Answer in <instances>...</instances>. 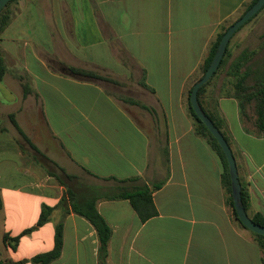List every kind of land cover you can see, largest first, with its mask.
Wrapping results in <instances>:
<instances>
[{
	"label": "crops",
	"instance_id": "crops-1",
	"mask_svg": "<svg viewBox=\"0 0 264 264\" xmlns=\"http://www.w3.org/2000/svg\"><path fill=\"white\" fill-rule=\"evenodd\" d=\"M247 1L14 3L10 24L0 36L7 68L0 81L3 244L5 233L14 237L34 226L42 205L54 207L63 196L54 182L57 175L48 174L43 159L75 180L85 174L111 183L90 187L103 196L118 185L114 179H132L125 183L129 187L165 180L153 194L158 213L144 222L128 200L101 196L97 201L113 229L108 264H263L255 237L235 220L227 203L221 160L195 133L187 105L193 76L220 26L234 19ZM226 52L200 101L221 118L249 195V217H264V131L258 130L253 105L237 95L238 73L232 70L241 59L242 72L263 60L262 10L233 35ZM58 60L98 77L62 74L53 65ZM25 82L31 89L27 96ZM7 199L12 204L32 202L23 207L28 223L19 230L18 216L17 222L14 217L9 221ZM66 209L55 208L44 226L21 238L16 250L4 244L8 253L0 252L1 260L33 264L27 260L53 249L55 227L63 221L62 254L51 264H99L95 228Z\"/></svg>",
	"mask_w": 264,
	"mask_h": 264
},
{
	"label": "trees",
	"instance_id": "trees-1",
	"mask_svg": "<svg viewBox=\"0 0 264 264\" xmlns=\"http://www.w3.org/2000/svg\"><path fill=\"white\" fill-rule=\"evenodd\" d=\"M17 1L18 0H11L9 4L6 6V8L0 14V36L10 24L11 17H12V5L16 3ZM257 1L258 0L247 1L243 5V9L241 10L242 13L239 16V18L247 10H249ZM233 23L234 22H227L220 26V30L211 45L209 55L207 56L203 65L200 67L197 73H195V75L193 76V80H192L193 84L196 83V81H198L209 68L216 54V51L218 49V46L221 42V39L224 33L227 31L229 26L232 25ZM241 60L236 61L232 66V70L238 73L237 75L238 79H237V82L235 83V91L238 96L244 97L245 102L251 103L253 105L252 109L254 110L255 121H256V124L258 125L259 132H262L264 131V58L261 64L257 68L255 69L248 68L244 72H242V69H241ZM224 62H225V56L221 62L220 67L215 72L214 76L205 85L201 87L199 91V102L202 108L204 109V111L209 115V117L213 120L215 125L223 133V135L225 136L226 140L228 141L230 145L228 137L222 131L221 118H219L218 115L208 111L203 106L202 102L200 101V96L202 92L205 90L206 86L211 82V80L216 76V74L218 73L219 69L224 64ZM58 70L62 74L75 77V78H96L98 77V75L92 71H87L85 69L67 66L64 63H58ZM6 72H7V68H6L2 50L0 47V81L3 80ZM21 79H23V77H21ZM23 89H24V96H27L31 92V89L26 82L23 83ZM191 90H192V86L187 92V105H188L189 116L191 117L195 125V133L198 136H201L207 140L209 145L212 147L213 151L218 155L219 159L221 160V163L223 165L222 183L227 193V203L232 208L233 216L235 220L240 225H242L244 228H246L242 224L240 219L238 218L237 212L234 207V200H233V195H232V184H231V177H230L227 158L221 146L219 145L218 141L216 140V138L212 135L209 129L205 126V124L199 119L194 109L192 108L191 102H190ZM125 101L132 103V104H139L138 102H135L131 99H125ZM143 107L147 108L145 106ZM242 107L244 108V102L243 104L241 103V108ZM10 119H11V122L14 124V126L18 129L22 137L33 146L31 141L28 139V137L23 133V131L18 126L15 120V116L10 115ZM3 130L4 129L0 126V133ZM60 170L65 178L67 179L74 178L73 175H70L64 169L60 168ZM56 177L60 181V183L63 186H65L64 180L60 176H56ZM114 180L118 182V185L114 189L105 193V196L100 194V192L96 188H89L83 192H76L71 189H66L64 191L62 198L60 199L59 203L56 206L53 207L45 203L42 205L38 221L34 226L28 229H25L19 235H16L14 237L10 236L9 233H5L3 236L4 244L11 247L13 250H16L23 236H26L32 233L33 231L41 228L42 226H44L49 221L51 214L53 213L55 208L66 205L68 208V210L66 209V213L73 212L85 218L95 228L97 235H98L99 242H100L99 264H108L107 258L109 255V242L113 235V229L98 211L97 201L101 198V196L109 200H128L130 204L132 205L133 209L139 215L140 219L144 222L152 218L153 216L157 215L158 212H157V209L154 203L153 194L157 190L161 189L165 183V180H162L157 183L151 184V186L144 184L140 186L129 187L125 185V183L132 181V179H126V180L114 179ZM248 198H249L248 193L244 191L242 187V199H243L245 209L248 206ZM1 207H2V201L0 198V208ZM252 219L256 223L264 226L263 216L257 215ZM251 233L255 237V240L257 241L258 245L260 246L264 254V235L256 234L252 231ZM63 241H64V223L63 221H60L55 227L53 249L48 252L36 254L27 261L33 264H51L52 262L60 258L62 254V250H63ZM23 263L24 261H19V262H14L12 260L3 261L1 260V256H0V264H23ZM263 264H264V258H263Z\"/></svg>",
	"mask_w": 264,
	"mask_h": 264
},
{
	"label": "water",
	"instance_id": "water-1",
	"mask_svg": "<svg viewBox=\"0 0 264 264\" xmlns=\"http://www.w3.org/2000/svg\"><path fill=\"white\" fill-rule=\"evenodd\" d=\"M11 0H0V14L6 8ZM264 7V0H258L249 10H247L240 18H238L232 25L229 26L227 31L224 33L221 42L218 46L216 54L205 72V74L194 83L191 94H190V102L191 106L194 109L196 115L199 119L205 124V126L209 129L212 135L216 138L219 145L221 146L229 166V172L231 177L232 184V195L234 200V207L237 212L238 218L242 222V224L249 229L250 231L264 235V226L256 223L252 218L249 217L244 203L242 199V186L239 179L238 166L233 153L231 146L226 140L223 133L219 130V128L215 125L213 120L209 117V115L204 111L200 102H199V91L203 85H205L215 74L218 68L221 65V62L226 53L228 44L233 37V35L249 20H251L259 11H261Z\"/></svg>",
	"mask_w": 264,
	"mask_h": 264
},
{
	"label": "rangeland",
	"instance_id": "rangeland-1",
	"mask_svg": "<svg viewBox=\"0 0 264 264\" xmlns=\"http://www.w3.org/2000/svg\"><path fill=\"white\" fill-rule=\"evenodd\" d=\"M262 12H264V9L262 10ZM241 13H242V11H240V13L234 19H232L229 22H235L239 18V16L241 15ZM249 24H250V22H249ZM250 26H251V24H250ZM249 48H251V45L249 46ZM263 56H264V52H260V59L259 60H261ZM58 63H61V62H59V60L53 61V65L55 68H56V66L58 67ZM219 73L221 75L222 72H219ZM9 139H10V137H9ZM17 139L22 141V138H20V136H18ZM42 164L45 166H46V164L48 165V167L46 166L48 174H50L49 172H53L55 175L60 176L64 180L65 186H63L57 178H54V182L57 185L61 186L60 191L63 192V194H64V191L66 189H71V190L76 191V192H83L87 189V187L90 188V187H93L96 185V186H100V187L104 188V187H107L109 184L111 185V183H109V182L107 183V182L98 181V180H95L91 177L86 176L85 174H83L82 176H80L76 180L75 179H72V180L67 179L64 177V175L61 173V171L59 169H56L49 162L42 159ZM106 191H107L106 189L102 190V192H106ZM0 198H1V201L3 202L6 197H3V195L0 194ZM7 204H8L7 205V208H8V210H7L8 214L7 215L9 217V221L11 222L13 217L16 220V218L18 216L20 218V223H19V227H16V228H18L17 230L21 229L23 226H25L28 223V219L24 213L23 207L29 206V204L31 205L32 202H28L27 200L21 199L18 203L12 204L7 199ZM12 206H14V210H13ZM5 213L6 212H0V225L2 223L1 221L3 220V217L5 216ZM16 222H17V220H16ZM0 252L3 256H6V254L8 253V251L6 250V248L4 247V244L2 242L1 235H0Z\"/></svg>",
	"mask_w": 264,
	"mask_h": 264
}]
</instances>
